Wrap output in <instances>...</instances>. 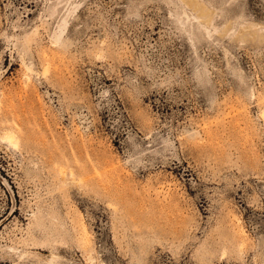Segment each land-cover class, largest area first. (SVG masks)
I'll list each match as a JSON object with an SVG mask.
<instances>
[{"label": "rangeland", "instance_id": "1", "mask_svg": "<svg viewBox=\"0 0 264 264\" xmlns=\"http://www.w3.org/2000/svg\"><path fill=\"white\" fill-rule=\"evenodd\" d=\"M0 264H264V0H0Z\"/></svg>", "mask_w": 264, "mask_h": 264}, {"label": "bare ground", "instance_id": "2", "mask_svg": "<svg viewBox=\"0 0 264 264\" xmlns=\"http://www.w3.org/2000/svg\"><path fill=\"white\" fill-rule=\"evenodd\" d=\"M9 141H11V137H7Z\"/></svg>", "mask_w": 264, "mask_h": 264}]
</instances>
